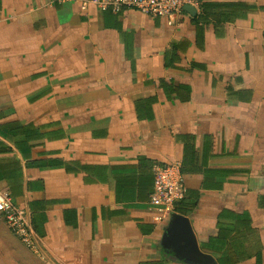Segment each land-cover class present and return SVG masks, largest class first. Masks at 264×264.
<instances>
[{"label": "crops", "instance_id": "1", "mask_svg": "<svg viewBox=\"0 0 264 264\" xmlns=\"http://www.w3.org/2000/svg\"><path fill=\"white\" fill-rule=\"evenodd\" d=\"M201 3L215 16L169 25L0 0V190L39 247L0 220V264H187L149 203L153 164L174 161L199 249L264 264V0Z\"/></svg>", "mask_w": 264, "mask_h": 264}, {"label": "built area", "instance_id": "2", "mask_svg": "<svg viewBox=\"0 0 264 264\" xmlns=\"http://www.w3.org/2000/svg\"><path fill=\"white\" fill-rule=\"evenodd\" d=\"M81 8L93 5L99 10L117 13L123 9H135L150 16H163L169 25L185 13L190 5L198 11L201 0H77ZM153 187L149 195L150 205L159 216L175 211V205L185 197L186 186L177 161L153 164ZM0 215L9 231L28 249L39 251L29 212L13 203L8 190H0ZM158 219V216H156Z\"/></svg>", "mask_w": 264, "mask_h": 264}, {"label": "water", "instance_id": "3", "mask_svg": "<svg viewBox=\"0 0 264 264\" xmlns=\"http://www.w3.org/2000/svg\"><path fill=\"white\" fill-rule=\"evenodd\" d=\"M183 9L191 15L196 14V9L190 5ZM160 246L173 260L187 264H215L210 255L199 249L188 217L175 211L167 215Z\"/></svg>", "mask_w": 264, "mask_h": 264}, {"label": "trees", "instance_id": "4", "mask_svg": "<svg viewBox=\"0 0 264 264\" xmlns=\"http://www.w3.org/2000/svg\"><path fill=\"white\" fill-rule=\"evenodd\" d=\"M200 9H202V14H205L206 12L212 16H215V14L211 13V12H208L207 9H205V7H203L202 3L200 4ZM184 200L181 199L180 201H178L175 205V211H178V212H181L182 211V208L180 207V204L181 202ZM182 205V204H181Z\"/></svg>", "mask_w": 264, "mask_h": 264}, {"label": "rangeland", "instance_id": "5", "mask_svg": "<svg viewBox=\"0 0 264 264\" xmlns=\"http://www.w3.org/2000/svg\"><path fill=\"white\" fill-rule=\"evenodd\" d=\"M0 220L4 222L3 218L1 217V215H0ZM26 248H27V247H26ZM27 249H28V248H27ZM37 252H38V251H37Z\"/></svg>", "mask_w": 264, "mask_h": 264}]
</instances>
